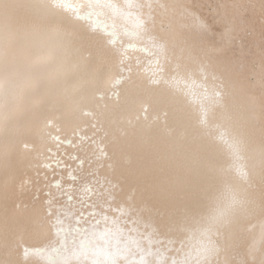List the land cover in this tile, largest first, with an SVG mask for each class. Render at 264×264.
I'll return each mask as SVG.
<instances>
[{"label": "bare ground", "instance_id": "6f19581e", "mask_svg": "<svg viewBox=\"0 0 264 264\" xmlns=\"http://www.w3.org/2000/svg\"><path fill=\"white\" fill-rule=\"evenodd\" d=\"M53 1L26 0L74 34L90 83L82 97L69 94L70 115L50 107L53 115L39 136L21 142L6 175H0V264H49L56 249L70 248L78 235L71 213L54 215L18 197L23 168L51 135L72 137L77 131L105 154L102 171L121 178L136 205L153 210L154 229L164 238L156 248L159 258L264 264L260 63L241 69L220 47L202 45L182 19V6L193 0H112L130 15L104 7L103 28L93 24L95 18L70 19L74 14H65L64 0ZM196 2L214 13L227 0ZM255 228L260 241L246 236Z\"/></svg>", "mask_w": 264, "mask_h": 264}, {"label": "snow or ice", "instance_id": "6c2138e0", "mask_svg": "<svg viewBox=\"0 0 264 264\" xmlns=\"http://www.w3.org/2000/svg\"><path fill=\"white\" fill-rule=\"evenodd\" d=\"M107 6L130 15L112 0H64L63 4L66 15L74 14L70 19L95 18L93 24L101 28L108 22L99 19L100 9ZM207 7L196 0L182 6L188 30L202 45L220 47L234 66L245 69L259 62L264 75V0H227L214 13L206 12ZM104 156L87 136L53 134L23 168L19 199L42 204L54 215L71 213L77 220L78 235L69 241L71 247L56 249L49 264H184L155 254L164 238L154 229L153 210L136 205L134 194L124 192L121 178L102 171ZM66 252L67 257L61 258Z\"/></svg>", "mask_w": 264, "mask_h": 264}, {"label": "clouds", "instance_id": "9594fccd", "mask_svg": "<svg viewBox=\"0 0 264 264\" xmlns=\"http://www.w3.org/2000/svg\"><path fill=\"white\" fill-rule=\"evenodd\" d=\"M75 46L64 24L26 0H0V175L19 144L39 136L50 107L70 115L69 94L89 85Z\"/></svg>", "mask_w": 264, "mask_h": 264}, {"label": "rangeland", "instance_id": "374dc122", "mask_svg": "<svg viewBox=\"0 0 264 264\" xmlns=\"http://www.w3.org/2000/svg\"><path fill=\"white\" fill-rule=\"evenodd\" d=\"M86 55H88V54H86ZM87 57H89V56H87ZM79 92V91H78ZM81 93H77V92H75L76 93V96L77 95H79L80 97H82V94H84V90H81L80 91ZM77 101L79 102V101H81V100H79V98L77 99ZM261 178V177H260ZM257 183L255 182V185H256ZM260 183H258V185H259ZM258 185H256L257 187H254V188H259L260 186H258ZM258 194H260V193H258ZM257 193H256V195H258ZM257 230V228H255V229H252V231L250 232V231H247V233H246V236H247V238L248 239H251L252 241H254L255 239H256V241H260L262 238H263V236H262V234H258V230ZM224 262V261H223ZM221 263V262H220Z\"/></svg>", "mask_w": 264, "mask_h": 264}, {"label": "water", "instance_id": "95a60500", "mask_svg": "<svg viewBox=\"0 0 264 264\" xmlns=\"http://www.w3.org/2000/svg\"><path fill=\"white\" fill-rule=\"evenodd\" d=\"M52 2H55V1L52 0ZM63 3H64V2H63ZM101 17H103V15H101ZM85 21H86V20H85ZM82 22H84V21H82ZM86 22H87V21H86ZM105 30H106V31H105ZM105 30H104L105 33H103V34H105V35H106V34L111 35L112 38H113L112 30H110V29H109V30H108V29H105ZM113 39H114V38H113ZM141 46H142V45H141ZM140 48H141V47H140ZM143 49H145V48L142 47V50H143ZM144 52H145V51H144ZM114 82H116V80H115ZM111 93H112V94H111ZM111 93H110V96H112V97H113L114 95L117 94V92H112V91H111ZM84 111H87V110H84ZM48 122L50 123L51 121H48ZM77 133H80V132L77 131ZM80 134L83 135L82 133H80ZM52 135H53V134H52ZM55 135H59V134H55ZM84 136H85V135H84ZM87 137H89V136H87ZM89 140H90V139H89ZM90 141H91V140H90ZM51 222L53 223V220H52ZM22 248H23V247H22ZM41 249H42V248H41ZM23 250L26 251V252H28V249L23 248ZM36 251H40V249H39V248H36Z\"/></svg>", "mask_w": 264, "mask_h": 264}]
</instances>
